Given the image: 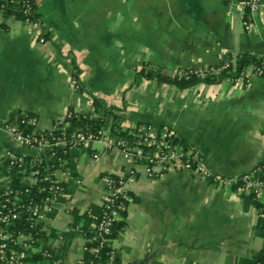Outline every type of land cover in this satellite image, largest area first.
<instances>
[{"label": "crops", "instance_id": "1", "mask_svg": "<svg viewBox=\"0 0 264 264\" xmlns=\"http://www.w3.org/2000/svg\"><path fill=\"white\" fill-rule=\"evenodd\" d=\"M35 1L40 25L9 19V31L0 30V122L26 112L36 117V131L51 129L68 109L87 111L88 92L123 107L121 114L132 120L122 129L137 122L171 127L182 144L200 151L214 175H241L262 161L264 76L244 69L235 80L179 89L157 86L136 72L142 63L168 72L202 70L241 51L262 54L264 0L249 32L237 11L242 0ZM74 69L85 92L72 86ZM48 152L15 145L0 127V191L12 181L5 169L8 154L45 158ZM74 161L82 183L61 211L49 212L43 225L48 244L69 230L72 209L81 214L99 205L102 174L123 171L116 151L93 160L81 151ZM129 189L133 202L122 219L125 227L112 240L121 264H236L264 246L256 204L235 187L182 171L163 179L139 176ZM82 244L75 236L62 256L63 242L56 241L59 264H78Z\"/></svg>", "mask_w": 264, "mask_h": 264}, {"label": "built area", "instance_id": "2", "mask_svg": "<svg viewBox=\"0 0 264 264\" xmlns=\"http://www.w3.org/2000/svg\"><path fill=\"white\" fill-rule=\"evenodd\" d=\"M262 4L263 0H242L238 5L237 11L242 15L244 31L252 30L254 15ZM40 42L43 40L40 39ZM261 55L260 65L246 68L255 76H264V52ZM218 71L219 69H212L213 73ZM198 74L203 76L202 71H198ZM228 78L235 80L237 77ZM72 86L77 88L74 79ZM20 116V121L0 123V127L9 134L15 145L28 148L47 147L48 156H52L51 150L59 146L75 151L89 149L92 160L102 151H116L123 163L121 173L117 175L105 173L100 176L102 186L100 210L95 214L90 208L86 209L88 216L93 218L87 234L81 235L80 225L74 229L78 236L83 238L78 264H121L116 259L117 249L112 245V240L110 243L109 234L115 222L123 219L127 206L133 202L129 183L139 176L163 179L170 173L187 171L209 178L213 183L225 188L235 187L256 204L257 221L264 237V156L256 167L246 173L221 177L209 171L204 163V157L196 147L182 144L172 128L167 125L136 123L125 127L127 133L123 136L111 134L108 130L91 133L76 129L69 134L63 132L53 137L52 144H49L41 140L35 143L34 135L39 132L35 130L37 120L34 116L26 112H21ZM24 125L31 128L30 132H24L22 129ZM94 145L101 147L94 148ZM37 158L26 159L19 154H8L5 158V169L10 180L30 178L34 182L24 184L29 186L35 184L41 166L39 159L41 157ZM56 172L63 173L64 177H56ZM67 181L76 186L82 183L80 177L58 169L54 171L53 179H49V185L40 189L44 193L39 199L30 197L28 201L19 203L17 194L21 192L15 191V195L11 196L12 191L9 187L5 192L0 191V264H59V259L54 256L58 248L55 242H60L62 238L58 235L48 244L49 235L43 225L49 212L61 211L59 207L64 202L61 200L64 196L62 183ZM44 237L45 241L42 240ZM104 247L109 249L102 257Z\"/></svg>", "mask_w": 264, "mask_h": 264}, {"label": "trees", "instance_id": "3", "mask_svg": "<svg viewBox=\"0 0 264 264\" xmlns=\"http://www.w3.org/2000/svg\"><path fill=\"white\" fill-rule=\"evenodd\" d=\"M9 19L40 25L41 14L38 11L36 1L0 0V30L3 32L9 31V26L5 23ZM41 37L43 40L46 36L42 34ZM230 55L231 56L225 58L221 64L201 70L203 72V76L198 74V70L177 68L172 72H168L165 71L161 66H153L149 63H142L136 72V76L138 75L147 81H151L157 86L167 84L173 85L179 89H187L201 82L217 83L228 76L237 77L244 69L250 66L253 67L260 65L262 59L261 54L256 55L244 51ZM76 67L77 66H74L75 69ZM75 69V74L73 76L77 83V90L80 92H85L86 90L80 83L78 72ZM212 69H219V71L217 73H213ZM86 93L88 94L90 104V107L87 111L75 112L71 109H68L63 120L54 121L51 129L39 131L38 134L34 135L35 143L37 140H41L52 144L53 137H57L63 132L69 134L76 129H82L85 132L91 133H97L101 130H108L111 134H116L118 136L125 135L127 133L126 129H122L120 123L115 120L119 116V113L123 111V107H117L114 105L108 106L103 99L98 98L92 93ZM20 113H15L13 120L1 121L0 123L20 121ZM28 114L32 115L30 113ZM22 129L24 132H30L31 130L28 125L22 126ZM81 151L90 152L89 149L75 151L61 146L53 148L51 150V152H53L52 156L39 158L41 166L39 167V178L37 182L29 186L20 183L17 178L13 179L9 185V189L12 191L11 196L15 195V191L21 192V194H17L19 203L28 201L30 197L39 199L44 193L43 191H40V189L49 185V179H53L54 171L58 169H61V171H68L71 175L77 176L75 173L74 158ZM26 159L30 158L26 157ZM75 186V184L69 181H67V183H62V191L64 193V196L61 198L62 201H65L73 193ZM90 209L96 214L100 210V207L98 205L96 207H90ZM124 214L125 212L123 215ZM71 215L73 219L69 230L60 233L63 242L62 248L60 249V254L62 256L67 251L70 241L78 235V233L74 231L75 227L80 225L79 229L81 231V235H85L88 232L89 224L93 221V218L90 215L88 216L86 210L80 214L76 209H72ZM124 227L125 223L123 220L115 222L109 234L110 243L111 240L118 237V234L124 229ZM42 240L45 241L46 237H44ZM108 249L109 247H104L102 249V257H104L105 251ZM54 256L58 259L62 257L57 255L56 252H54ZM116 259L119 260L118 254ZM236 264H264V246L259 251L253 252L249 258L238 260Z\"/></svg>", "mask_w": 264, "mask_h": 264}, {"label": "rangeland", "instance_id": "4", "mask_svg": "<svg viewBox=\"0 0 264 264\" xmlns=\"http://www.w3.org/2000/svg\"><path fill=\"white\" fill-rule=\"evenodd\" d=\"M7 21H9V20H7ZM7 21H6V22H7ZM43 42H44V41H43ZM206 69H207V68H206ZM202 70H204V69H202ZM198 71H201V70H198ZM131 76L133 77V74H131ZM125 91H127V90H124V92H125ZM126 94H127L126 96L130 95L129 93H126ZM112 97H113L114 100H116L115 95H111V96H109L108 99H109V100H112ZM124 103H125V101H124ZM115 120H117V121L120 123V125H121V124H125V123L127 124V123H129V121H131L132 119H130L129 116H124V115H122L121 113H119V116H118L117 119H115ZM124 122H125V123H124ZM170 128H171V127H170ZM143 177H144V176H143ZM65 261L67 262V261H69V260H65Z\"/></svg>", "mask_w": 264, "mask_h": 264}]
</instances>
